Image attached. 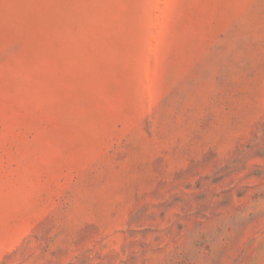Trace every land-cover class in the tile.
Instances as JSON below:
<instances>
[{"label": "rangeland", "instance_id": "374dc122", "mask_svg": "<svg viewBox=\"0 0 264 264\" xmlns=\"http://www.w3.org/2000/svg\"><path fill=\"white\" fill-rule=\"evenodd\" d=\"M0 264H264V0H0Z\"/></svg>", "mask_w": 264, "mask_h": 264}]
</instances>
